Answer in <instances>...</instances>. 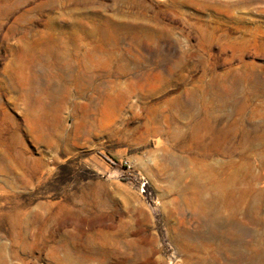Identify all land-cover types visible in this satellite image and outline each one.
<instances>
[{
  "label": "rangeland",
  "instance_id": "obj_1",
  "mask_svg": "<svg viewBox=\"0 0 264 264\" xmlns=\"http://www.w3.org/2000/svg\"><path fill=\"white\" fill-rule=\"evenodd\" d=\"M236 1L0 0V264H264V0ZM193 192L245 230L182 250Z\"/></svg>",
  "mask_w": 264,
  "mask_h": 264
},
{
  "label": "bare ground",
  "instance_id": "obj_2",
  "mask_svg": "<svg viewBox=\"0 0 264 264\" xmlns=\"http://www.w3.org/2000/svg\"><path fill=\"white\" fill-rule=\"evenodd\" d=\"M257 0H241V1H236V4H249V3H253L256 2ZM29 93V92H28ZM31 93V92H30ZM50 93V92H49ZM27 98V97H26ZM43 101V100H42ZM31 104V103H30ZM245 104V103H244ZM41 105V104H40ZM50 105V104H49ZM56 105V104H55ZM54 106V105H53ZM243 107V106H242ZM245 108V107H243ZM243 111V110H242ZM230 118V116H229ZM228 118V119H229ZM228 121V120H227ZM238 122V121H237ZM254 122V121H253ZM44 126V123H42ZM41 124V126H42ZM50 127V126H49ZM66 127V126H65ZM233 127V126H232ZM42 128V127H41ZM243 128V127H242ZM43 129H45L43 127ZM46 129H49L48 127H46ZM55 129V128H54ZM53 129V130H54ZM52 130V129H51ZM65 130L62 129V127H58L56 129L55 134H52V137H57L58 139L62 138L63 135V131ZM236 130V129H235ZM243 130V129H242ZM251 131V130H250ZM239 132V130H238ZM45 133V131H44ZM246 134V133H245ZM253 134V133H252ZM42 136L43 135V131H42ZM65 135V134H64ZM218 136V135H217ZM238 136V135H237ZM49 138V137H48ZM231 138V137H230ZM64 139V138H63ZM62 139V140H63ZM241 139V138H240ZM239 140V139H238ZM261 141V140H260ZM18 141H12L10 144L8 143V154L9 157H11V159H13V161L19 162L23 165V162H27L30 160L29 156L25 155L24 152L22 150H20V145L17 144ZM201 142V141H200ZM237 142V141H236ZM64 143V142H62ZM232 143V142H231ZM241 143V142H240ZM230 144V143H229ZM237 144V143H236ZM247 144V142H245V145ZM241 145V144H240ZM225 146V145H224ZM249 148V147H248ZM237 149V148H236ZM242 150V149H241ZM247 150V149H245ZM236 152V151H235ZM238 152V151H237ZM237 153H235L236 155ZM249 157L248 155H243L242 159L240 160V162L236 163V162H231L229 167L231 169L232 175L230 176L229 180H227L226 182H223L222 185L226 186V185H230L233 184L234 185V181L235 179H237L239 177V175L245 174V169L246 166L249 167L251 166V163L249 161ZM252 157V156H251ZM257 157V156H256ZM186 160V159H185ZM184 160V161H185ZM7 164V163H6ZM9 164V163H8ZM197 168V167H196ZM216 168V167H215ZM6 171H13L16 172L17 168L14 165H6L4 168ZM195 169V168H194ZM255 169V168H254ZM192 172V171H191ZM194 174V173H193ZM191 174L189 173V176ZM252 176V175H251ZM260 176V175H259ZM194 177V176H193ZM197 179H194V186L197 185ZM232 181V182H231ZM251 183V182H250ZM232 185V186H233ZM242 185V184H241ZM199 186V185H198ZM192 187V186H191ZM228 189V188H227ZM194 191V190H193ZM195 192V191H194ZM193 192V194L195 195V193ZM221 193V192H220ZM225 194V193H224ZM248 194V193H247ZM186 195V194H185ZM192 196V195H191ZM183 202L186 206L193 208L196 212H198L200 215L204 216L205 220V225H203V228H205L204 230L206 231V234L204 235H192V234H188V232H183V235L181 237L178 238V240L180 241V247L182 250H190L191 248H203L204 252H206V254H208L209 250V241L214 238L213 235L215 233H217L218 231H220L222 233V245L224 247L227 246V242L229 241L228 239L234 238L236 236H238V234L242 231V226L241 225H229L226 223H217L212 217H211V212H210V208H209V204L208 201L204 200L203 198L199 197L198 195H195L193 197H184L183 198ZM250 199V198H249ZM217 198L214 199V201H216ZM257 200V199H256ZM236 201V200H235ZM213 202V201H212ZM224 202V201H223ZM234 202V201H233ZM216 205V204H215ZM220 209V208H219ZM219 211V210H218ZM70 212V211H69ZM239 212V211H238ZM233 213V212H232ZM245 213V212H243ZM236 214V213H235ZM254 214V213H253ZM262 215V214H261ZM237 216V215H236ZM234 217V216H233ZM231 218V217H230ZM246 218V217H245ZM250 218V217H249ZM201 219V220H202ZM248 219V218H247ZM250 221V220H248ZM236 224V223H235ZM254 225V223H253ZM252 226V225H251ZM250 226V227H251ZM222 230H221V229ZM252 228V227H251ZM260 228L264 229V225ZM259 229V228H258ZM243 230H245L243 228ZM248 230V229H247ZM246 234L250 237H252L253 239H256L258 242V247L259 249H263L264 250V231H262V235L259 234L258 231H254V230H248L246 232ZM261 235V236H259ZM230 237V238H229ZM197 242H194V241ZM214 240V239H213ZM214 242V241H213ZM197 243V244H194ZM68 244V243H67ZM73 247V246H72ZM257 249V250H259ZM72 252V251H71ZM183 253V251H181ZM200 253V252H199ZM77 254V253H76ZM221 254V253H220ZM218 255V254H217ZM79 256V255H78ZM77 256V257H78ZM197 256V255H196ZM199 256V255H198ZM210 256V255H209ZM72 257V256H70ZM219 257V256H218ZM195 261V260H194ZM216 262V261H215ZM204 264H213L212 261H209L207 259V261L203 262ZM116 264H133L132 259L130 260L127 257H118L117 258V263Z\"/></svg>",
  "mask_w": 264,
  "mask_h": 264
}]
</instances>
